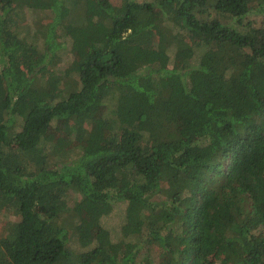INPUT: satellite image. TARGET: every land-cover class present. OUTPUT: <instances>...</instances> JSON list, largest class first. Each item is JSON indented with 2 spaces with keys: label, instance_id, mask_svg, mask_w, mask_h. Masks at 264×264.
<instances>
[{
  "label": "trees",
  "instance_id": "16d2710c",
  "mask_svg": "<svg viewBox=\"0 0 264 264\" xmlns=\"http://www.w3.org/2000/svg\"><path fill=\"white\" fill-rule=\"evenodd\" d=\"M0 215V264H264V0H0Z\"/></svg>",
  "mask_w": 264,
  "mask_h": 264
},
{
  "label": "rangeland",
  "instance_id": "374dc122",
  "mask_svg": "<svg viewBox=\"0 0 264 264\" xmlns=\"http://www.w3.org/2000/svg\"><path fill=\"white\" fill-rule=\"evenodd\" d=\"M116 4L120 3V0H113ZM26 19L27 22H29L30 24L32 23V20L34 18H36L35 16V12L32 13L30 12V10H27L26 12ZM40 17L42 18H46L48 17V15L44 12H41L39 14ZM260 15H256V14H250L246 16V20L248 19H253L254 21H257V24L260 20ZM63 44H65L64 46V50L62 51V55L59 61V69L62 70L64 67H66L67 64H69L72 59L73 56L71 55L69 49H70V41L68 38H63ZM171 62H172V58L174 57V52L171 51ZM57 137H61V144H60V148L59 150H69L72 149V144H70V142L67 140V138L65 137L64 133H58ZM55 143V140H53ZM77 149H73V150H69L70 153L68 154H63L62 151L61 154L63 156H61V159L67 158V157H74L77 154ZM71 199H75L74 196L70 197ZM72 201V200H71ZM125 207L126 204L125 202H120L116 205L114 211L112 214H110L109 216L105 217L102 219V223L104 225V227L109 231V234L111 236V238L116 241L120 238V234H119V227L121 226V224L124 221V214H125ZM5 218L3 216L0 215V221L4 220ZM264 236V235H263ZM220 254H217L212 261H214V264H216V260L219 258Z\"/></svg>",
  "mask_w": 264,
  "mask_h": 264
}]
</instances>
